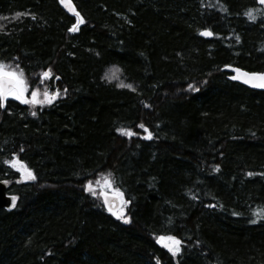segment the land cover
Returning a JSON list of instances; mask_svg holds the SVG:
<instances>
[{
  "label": "trees",
  "instance_id": "trees-1",
  "mask_svg": "<svg viewBox=\"0 0 264 264\" xmlns=\"http://www.w3.org/2000/svg\"><path fill=\"white\" fill-rule=\"evenodd\" d=\"M71 2L83 20L73 32L58 0H0V62L23 71L26 96L60 93L0 107V181L17 198L0 210V264H264V219L249 223L264 208V91L220 71L264 72V9ZM13 155L35 180L19 181ZM105 176L127 224L104 207ZM169 235L182 242L176 257L157 243Z\"/></svg>",
  "mask_w": 264,
  "mask_h": 264
},
{
  "label": "snow or ice",
  "instance_id": "snow-or-ice-1",
  "mask_svg": "<svg viewBox=\"0 0 264 264\" xmlns=\"http://www.w3.org/2000/svg\"><path fill=\"white\" fill-rule=\"evenodd\" d=\"M260 4H264V0H258ZM60 3L68 9L70 12L74 13L76 16V23L73 24L68 31L73 32L76 31L77 26L83 23V20L80 16V13L75 10L72 6L71 0H60ZM253 10H248L245 15L248 16L249 20H254L255 17L252 15ZM21 15L20 13H16L15 16ZM15 16L13 18H15ZM199 35L202 37H212L214 33L205 28L199 32ZM239 38H237L238 40ZM225 67H229L225 65ZM118 71V69L116 70ZM237 73V75L232 76L231 79L233 80H242V82L246 85H251L253 87L262 88L264 89V73H249V72H242L241 69L235 68L233 69ZM52 75L50 71H45L41 73L42 79L48 78ZM114 78L113 76H109V79ZM58 79V78H57ZM118 87H127L131 88V85H121L118 84ZM189 89L195 90L192 85L188 86ZM28 90L27 83L24 79L23 71H17L14 69L9 68L7 65L0 62V107H3L5 98L12 97L21 103L30 104V105H37V104H51L57 96L60 95L59 91H48L45 88L43 93V99H39L40 93L38 90L33 89L31 93V97H25V92ZM35 115V113H32ZM138 127L143 129L144 132V139H151L152 133L149 131L147 127L143 124L138 125ZM117 132L121 135L132 136L135 135L131 129L125 128H118ZM6 164L9 165L12 169L20 173V180L28 181V180H35L36 177L33 175L32 170L21 160L17 159L15 155L9 161H5ZM248 175H252L249 173ZM19 182V181H18ZM97 185H101V192L100 195L103 197V204L104 207L107 209L108 212L111 213L112 216L116 217L118 220L123 221L125 224L129 223V217L124 213V206L128 203L126 200L123 199L122 194L120 193L119 189H114V195L119 197L120 199V206L117 208L115 206V202L109 203L108 195L104 191V188L111 189L112 188V181L109 179L108 176H105L103 182L99 178L96 181ZM85 192H90L93 196L96 195L95 187L93 186L91 181H88L84 186ZM16 197L12 196V201L15 203ZM234 215H239V213H233ZM254 219L250 220L249 223H256L259 219H264V208L254 209L252 212ZM157 243H162L163 246L167 249V251L173 256L176 257L178 253L181 252V240L175 236H159L157 237Z\"/></svg>",
  "mask_w": 264,
  "mask_h": 264
},
{
  "label": "water",
  "instance_id": "water-1",
  "mask_svg": "<svg viewBox=\"0 0 264 264\" xmlns=\"http://www.w3.org/2000/svg\"><path fill=\"white\" fill-rule=\"evenodd\" d=\"M59 1V6L60 8L69 16H73L74 13L70 12L68 9H66L61 3L60 0ZM72 3V2H71ZM255 4L258 7H262L264 9V4H260L258 2V0H255ZM73 6V4H72ZM74 7V6H73ZM200 38L202 39H210L211 37H202L201 35H199ZM237 67H233V66H229V67H222L221 68V72H224L227 74V80L232 82V83H236L238 85H241L249 90H253V91H257V92H261L264 91V89L262 88H257V87H253L251 85H246L242 82V80H233L231 79L232 76L237 75V73L235 71H233V69H235ZM242 72H247L241 69ZM252 73V72H249ZM260 73H264V72H260ZM23 183L29 182L28 181H24L21 180ZM8 183L6 181L1 180L0 181V210L5 209V210H10L14 207L15 203H13L12 201V195L8 194ZM108 195V199H109V203H113L115 202V206L118 208L120 206V199L119 197L115 196V195ZM16 202V201H15Z\"/></svg>",
  "mask_w": 264,
  "mask_h": 264
},
{
  "label": "rangeland",
  "instance_id": "rangeland-1",
  "mask_svg": "<svg viewBox=\"0 0 264 264\" xmlns=\"http://www.w3.org/2000/svg\"><path fill=\"white\" fill-rule=\"evenodd\" d=\"M25 97H27V98H30L31 97V95L30 96H26V93H25ZM43 97V95L41 96H39V99H43L42 98ZM58 97V96H57ZM6 99H11V100H15L14 98H12V97H6ZM15 101H17V100H15ZM18 102H20V101H18ZM21 103V102H20ZM37 105H39V106H43V105H41V104H37ZM45 105V104H44ZM15 171V170H14ZM17 174H18V178H20V173L19 172H17V171H15ZM19 181H21V180H19ZM32 180H29V182H31ZM22 182V181H21ZM105 192L107 193V194H110V195H114V191L112 190V189H108V188H105Z\"/></svg>",
  "mask_w": 264,
  "mask_h": 264
}]
</instances>
